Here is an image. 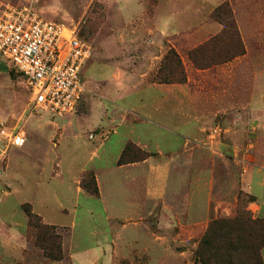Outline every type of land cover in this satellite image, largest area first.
<instances>
[{
  "label": "rangeland",
  "instance_id": "obj_1",
  "mask_svg": "<svg viewBox=\"0 0 264 264\" xmlns=\"http://www.w3.org/2000/svg\"><path fill=\"white\" fill-rule=\"evenodd\" d=\"M158 2L0 0V8L33 3L91 45L87 93L60 117L32 110L23 76L0 58V264H106L105 249L109 264H199L212 221L237 209L264 218L242 186L248 172H264V0H228L236 25L228 34L212 18L224 0ZM210 24L217 31L204 33ZM170 50L186 81L173 67L154 82ZM222 100L229 117H210ZM2 129L22 134L25 146L9 147ZM131 141L164 169L163 201H144L146 165L119 168ZM90 173L99 197L81 186ZM25 204L61 234L63 261L27 241Z\"/></svg>",
  "mask_w": 264,
  "mask_h": 264
},
{
  "label": "built area",
  "instance_id": "obj_2",
  "mask_svg": "<svg viewBox=\"0 0 264 264\" xmlns=\"http://www.w3.org/2000/svg\"><path fill=\"white\" fill-rule=\"evenodd\" d=\"M90 57L91 45L76 27L44 20L33 3L0 8V58L23 76L35 112L72 113L87 93L83 68ZM1 135L9 147L26 144L20 133Z\"/></svg>",
  "mask_w": 264,
  "mask_h": 264
},
{
  "label": "trees",
  "instance_id": "obj_3",
  "mask_svg": "<svg viewBox=\"0 0 264 264\" xmlns=\"http://www.w3.org/2000/svg\"><path fill=\"white\" fill-rule=\"evenodd\" d=\"M212 18L224 26L226 34L235 30L233 11L228 0H224L212 13ZM79 36L89 41L78 31ZM90 44V43H89ZM244 50L242 51V53ZM195 51L190 53L191 58ZM173 67L180 68V81L185 82L181 59L174 50H170L162 62L154 82H163V77L174 75ZM16 71L14 68H12ZM17 72V71H16ZM20 74V73H19ZM154 155L139 149L134 143L128 142L119 159L118 166L145 161ZM82 188L95 197H99L100 190L95 174H87L81 181ZM248 197V196H247ZM249 196L248 201H255ZM27 218L26 239L42 249L45 256L52 261L64 260L62 251V237L54 226L42 223V217L33 212L30 205L23 206ZM264 249V218H253L249 211L237 209L236 213L222 220L210 223L202 235L197 249V263L199 264H264L262 250Z\"/></svg>",
  "mask_w": 264,
  "mask_h": 264
},
{
  "label": "crops",
  "instance_id": "obj_4",
  "mask_svg": "<svg viewBox=\"0 0 264 264\" xmlns=\"http://www.w3.org/2000/svg\"><path fill=\"white\" fill-rule=\"evenodd\" d=\"M163 1L164 0H159L158 5H157V9L160 8V6H161ZM232 1H235V0H232ZM201 5H203V3ZM196 25H199V22ZM209 28L210 29L205 30L204 33H208V32L212 33V32L217 31V29H218L216 26H214L212 24H210ZM222 70L224 71V70H226V68H222ZM183 102H181V100L180 101H178V100L176 101V103H178V107L180 106V103L182 104ZM220 102H223L224 104L213 105L215 107V109L211 113L212 115L210 117H218L219 115H223V116L229 117L227 115H229L230 103H228L225 100H222ZM189 105L190 106L193 105V106L197 107V106H200L202 104L197 103V102H195L193 100L191 103H189ZM211 108H212V106H211ZM210 117L208 118L209 121H211ZM137 144L140 145L145 150H148V151L150 150V146L147 143L138 142ZM145 165L148 168V172H149V181H148V183L150 185H149V187L147 188V190L145 192L144 201L147 200L149 203H151L152 201H163L164 200V195H163L164 192L160 188V186H162L161 180L164 177V169H161L159 166L153 165L151 163V158L146 160V161H144V162L119 166V168L123 169V168H131V167H138V166L142 167V166H145ZM97 181H98V179H97ZM242 186H243V190H245L249 194H252V195L256 196L257 202H258V205H256V207L258 209L257 213L259 215H264V172L261 171V170H258V169L257 170H252V171H250V173L248 172L242 178ZM207 205H208V207H207ZM209 205H210V202L208 204H205V206H204V211H205V215L204 216H198V217H195V218L206 217V215H207L206 213L209 212V209H208ZM107 251L108 250L105 249L102 252L103 254L101 256V259H103L104 260L103 262H106V264H109L110 258H109V255H108ZM72 256H73L74 259H76V260H74V262L80 263L78 261V257H77L78 255L77 254L76 255L72 254ZM112 261H113V258L111 259V262Z\"/></svg>",
  "mask_w": 264,
  "mask_h": 264
}]
</instances>
